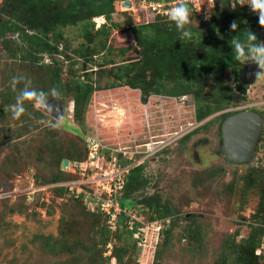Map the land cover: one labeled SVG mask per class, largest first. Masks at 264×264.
<instances>
[{
  "label": "rangeland",
  "instance_id": "374dc122",
  "mask_svg": "<svg viewBox=\"0 0 264 264\" xmlns=\"http://www.w3.org/2000/svg\"><path fill=\"white\" fill-rule=\"evenodd\" d=\"M121 2L115 0L113 3L112 21L121 26L113 29L108 39L107 45L113 48L110 53H100L83 64L84 62L76 59L72 53L82 42L81 27H67L63 30L65 41L59 48L63 51L66 48L67 56L74 57L77 63L72 66L65 53L56 57L61 67L62 81L74 78L79 83L84 85L90 83L93 86L83 126H79L71 118L69 101L66 104L62 101L66 113L65 120L57 122L44 114L42 118L32 120L34 124L30 131L26 127V119L14 120L11 105L7 109H0V187L5 188L9 181L3 173L4 169L10 176L15 174L10 160L14 161L17 157H21L20 171L32 168L35 175L43 178L54 171L35 161L36 151L40 148V143L48 139V127H53L52 125H55L53 130L57 131V137L64 138L65 141L73 139L74 134L81 139L78 140L81 144L94 127L97 128L95 131L109 138L110 143H121V146H128L133 141L145 142L151 135L156 141H165L171 138L169 132H174L181 126L183 132H177L182 134L186 130L190 131L181 138L170 141L168 146L142 164L143 172L150 180L145 189L146 193L157 192L177 210L174 213L175 227L170 243L162 251L157 264H215L220 258L224 240L228 235L237 233L235 241L238 243L248 237L251 225L255 227L263 225L261 220L254 219L259 203L258 188L256 184L248 187L243 178L247 170L255 168L256 163L260 161V156L264 153V141L260 142L249 163L234 164L224 161L212 148L213 135H209L210 127L206 124L212 115L203 118L199 122L200 126H186L194 120L197 108V102L192 101L189 95L184 101H174L165 105L158 96H152L150 103L144 102L141 100L140 90L127 85L104 88L106 83L117 81L108 74V70L126 64L125 60L134 61L137 55L132 48L125 54L120 53V49L135 47L132 34L122 25L126 16H130L135 24L140 22L135 15V7H122ZM248 15L253 19L254 12L250 8ZM190 20H195L198 25L193 16ZM102 21H105L104 17L102 20L99 19L97 24H101ZM254 31L259 35L261 42H264V27H261L258 21L255 22ZM7 37L17 44L16 36ZM104 54L106 59L111 60V64L102 62L101 57ZM45 58L48 56L43 57L41 63L50 61L46 62ZM97 63H102V66L98 67ZM12 64L11 59L0 48V104L5 100L3 94L12 88L13 77H24V71L16 69ZM226 73L224 79L228 81L229 71ZM85 74L89 75L88 81ZM23 80H18L17 84ZM247 95L250 101L259 100L264 96V77L248 87ZM234 105L236 107L237 104ZM115 107L122 111L124 117L119 128L107 123L108 120H103L107 119L103 116L116 112L113 110ZM33 108L39 111L34 103ZM188 136L189 138L183 142L182 140ZM204 138L210 142L200 144L195 149L193 143ZM18 149L20 154L17 152ZM60 171L63 172L61 169ZM63 173L69 177L68 173ZM12 180L8 183V189L11 188ZM39 181L43 185L58 182L45 183L40 179ZM21 198L24 206L19 202ZM10 202L12 203H8L7 206H11L13 211L9 212L7 207L0 209V264H117L115 259H106L111 256V251L104 250L99 258L98 253L101 250L99 245L97 250L91 253L86 249L74 248L71 253L61 249L64 243L68 247L74 246L75 241H80L85 246L91 245L92 234L88 232L90 222L82 208L72 203L64 193H58L57 188L41 191L36 201L31 203L25 200L24 194L17 195ZM133 209L138 210L136 207ZM140 216L149 215L142 212ZM198 228L201 231V243L191 239V233ZM144 260L148 264H153L154 254L147 259L138 254L137 264Z\"/></svg>",
  "mask_w": 264,
  "mask_h": 264
},
{
  "label": "trees",
  "instance_id": "16d2710c",
  "mask_svg": "<svg viewBox=\"0 0 264 264\" xmlns=\"http://www.w3.org/2000/svg\"><path fill=\"white\" fill-rule=\"evenodd\" d=\"M114 1L2 0L0 3V48L5 51L16 69L24 71V80L19 81L15 89L12 87L3 94L5 100L0 104V109L4 110L13 105L20 90L30 80V87L37 90L48 92L52 87L58 88L63 103L66 104L68 101L70 103L71 118L79 126H83L84 114L93 86L90 83L86 85L79 83L74 78L63 82L60 77L61 67L56 57L66 54V48L64 51L59 48V45L65 41L63 30L75 26L81 27L82 36V42L72 51L76 59L82 60L85 64L100 53H110L113 48L107 45L108 39L112 30L121 26L112 21ZM248 9V6L242 5L241 0H234L233 3L223 0L216 3L214 9L210 10L209 21L198 22L197 29L193 27L194 35L191 40L182 39L170 21L150 16L147 23L135 24L130 16H126L122 25L132 34L135 47L120 49V53L125 54L132 48L137 53L136 59L131 62V59L125 60L126 64L116 69H109L108 74L117 81L106 83L105 87L125 84L131 88L140 89L144 97L150 93L166 95L192 93L196 96H203L204 90L209 89L210 98L206 103H200V98V101L197 100L198 120L225 108L231 103L233 89L224 79L225 70L229 69L236 78L237 69L240 67V64L232 58L230 40L237 33L230 30L231 22L239 23L238 32L247 29L256 35L258 42H261L259 35L254 31L258 14L254 13L253 19H250ZM95 17H104L105 22L96 24L92 21ZM242 21L244 23H240ZM201 27L202 30H200ZM7 36H16L17 44L15 45L13 40ZM45 56L49 57L48 63L51 64L41 63ZM65 57L72 66L77 63L74 57H69L67 54ZM106 58L105 54L102 55V62L111 64V60ZM97 64L98 67L102 66V63ZM70 71L73 72L72 69ZM85 76L88 81L89 75L85 74ZM237 85L236 89L241 91L243 87L239 83ZM23 103L25 113L14 120L26 119V127L30 131L34 124L32 120L37 117L42 118L44 114L33 108L34 101L25 100ZM260 114L264 117L263 111ZM226 116L223 115L222 119ZM53 128L48 127L49 137L40 143L35 157L37 163L48 167L46 169H54L44 178L36 175L37 179L45 183L67 178V175L59 169L63 159L74 162L83 160L85 157V144L83 141L79 143L81 140L79 137L73 134V139L65 141L64 138L57 137V131ZM188 138L189 136L182 141ZM262 141H264V135L259 139V143ZM17 152L20 154L19 149ZM20 159L21 157H17L14 161L10 160L14 167L13 176H10L5 169L3 170L9 181L16 174L24 171H20ZM243 179L245 185H249L248 187L256 184L258 188L259 203L254 219L261 220L263 225L257 227L251 225L248 237L238 243L235 241L237 233L228 235L224 240L220 258L215 261V264H264V255H255L264 226V165L248 169ZM8 183L5 188L9 187ZM149 183V176L144 174L142 165L132 169L120 199V206L122 210L136 207L141 213H148L149 217H151L150 214H155L157 218L169 217V223L162 230L160 245L154 253L153 264H157L162 251L170 243L175 227L174 213L177 210L167 199H162L157 192L147 194L145 189ZM57 191L60 194L63 193L62 189H57ZM19 202L24 206L23 198ZM71 202L79 205L89 219L88 232L92 234V244L85 246L80 241H75L74 246L68 247L64 243L61 249L68 253H71L74 248L86 249L91 253L97 250L99 245L101 250L98 256L101 258L106 245L111 243V256L106 259H115L117 264H137L139 252L132 239L131 231L124 225L123 214L120 216L119 225L115 230H111L103 215L87 211L79 201ZM8 203L12 202L6 200L0 202V209L7 207L9 212L13 211L11 206H7ZM200 232L199 228L195 229L191 233V239L201 243Z\"/></svg>",
  "mask_w": 264,
  "mask_h": 264
},
{
  "label": "built area",
  "instance_id": "2783aa9c",
  "mask_svg": "<svg viewBox=\"0 0 264 264\" xmlns=\"http://www.w3.org/2000/svg\"><path fill=\"white\" fill-rule=\"evenodd\" d=\"M129 1L131 2V7H135L136 9L135 15L139 18V24L147 23L150 16H156L162 20L170 21V9L181 2V0ZM222 1L223 0H183V2L189 6L193 17L200 23L208 22L210 19V10L216 6V3ZM229 2L233 3L234 0H229ZM245 6L247 5L245 4ZM99 19L102 20L103 17H95L93 18V22L97 24ZM104 22L105 21H102L101 24ZM47 60H50L49 57L45 58L46 62H48ZM119 86L121 85H113L104 88L110 89ZM152 96L160 97L162 101L165 102V105L174 101H184L188 98V95H166L156 93H150L144 97L140 90V97L144 102L150 103ZM236 104V107L235 105H231L221 111V113L227 114L241 110H259L260 112H264V96L260 97L259 100L250 101L248 95L246 96L245 93V101L243 100ZM123 118L122 114L121 118L118 119L116 123L118 126H112L119 128ZM107 119L109 118L107 117ZM201 121L202 119L198 120L197 116H195L192 123H188L186 126L190 127L193 125V127H197L201 125L199 124ZM179 122L181 121L179 120ZM91 129V134L86 135L84 139V159L74 162L69 160L68 169L63 171L68 173L69 177L67 179L60 180L57 183L43 185V183L36 178L33 169L28 168L23 173H18L14 176L11 181L10 189L0 187V202L7 199L13 201L17 195L24 194L25 200L31 203L36 201L39 193L45 191L47 188L62 189L64 195L71 201H79L87 211L103 215L111 230L116 229V226L119 225L120 216L123 214L124 225L131 231L132 239L136 244L140 257L143 258L145 256L146 259L153 257L159 244L162 230L165 225L169 223V217L157 218L155 214H150L151 217H142L140 216L141 212L137 209L122 210L120 199L132 169L150 160L162 148L168 146L170 141H173L175 138H181L190 130H186L181 134L177 132H183L181 126H179L178 130L169 132L171 138L165 139V141H156L155 137L151 135L145 142L140 141L135 143L137 141H133V143L128 146H121V143H110L108 141L109 138L104 137L105 135H103V133L95 131L97 128L94 129L93 127ZM178 134L181 135L178 136ZM259 160V163L264 165V162H262L264 161V153L261 154ZM111 249L112 244L108 243L105 251L110 252ZM255 255H264V226L260 243L255 250Z\"/></svg>",
  "mask_w": 264,
  "mask_h": 264
},
{
  "label": "clouds",
  "instance_id": "9594fccd",
  "mask_svg": "<svg viewBox=\"0 0 264 264\" xmlns=\"http://www.w3.org/2000/svg\"><path fill=\"white\" fill-rule=\"evenodd\" d=\"M245 4L251 9L252 12L258 14L259 25L261 27H264V0H242V5ZM192 16L193 15L189 9V6L184 3L183 0H181L179 4H177L169 11V20L172 24H174L182 39L191 40L194 35V32L192 30L193 27L197 29V22L195 20L190 21V17ZM240 23L244 22L242 21ZM229 27L232 32L237 33V35L230 40V46L232 48V58L240 65L248 62L256 64L260 69V71L256 73V78L264 77V42H258L256 35L247 29L238 32L237 30L239 28V23L237 21H232ZM241 34H243V38H241ZM20 79L24 78L13 77V89H15L16 84ZM30 85L31 81L28 80L25 83L24 88L21 89L19 94L16 96L15 103L11 105L13 118H19L23 113H25V107L23 103L25 100L34 101V104L37 108L45 109L51 112L53 111V107L52 104L49 103V97L58 98L61 95L60 90L56 87H52L48 92H45L43 90L32 88L30 87ZM232 113H222V115H229ZM52 126L55 127V125Z\"/></svg>",
  "mask_w": 264,
  "mask_h": 264
},
{
  "label": "water",
  "instance_id": "95a60500",
  "mask_svg": "<svg viewBox=\"0 0 264 264\" xmlns=\"http://www.w3.org/2000/svg\"><path fill=\"white\" fill-rule=\"evenodd\" d=\"M122 7L130 8L131 2L123 0ZM260 69L254 63L248 62L243 64L238 70V80L241 86L248 87L253 85L259 78L256 73ZM189 98L194 99V95L190 94ZM53 111L49 112L45 109L37 108L43 114L51 117L57 122L65 120L66 113L60 97L49 98ZM240 93L234 91L231 96V103L241 102ZM264 118L254 110H241L227 115L221 124L223 154L228 162L234 164L249 163L254 155V146L262 132ZM69 160L63 159L60 163V169L66 171L68 169Z\"/></svg>",
  "mask_w": 264,
  "mask_h": 264
},
{
  "label": "flooded vegetation",
  "instance_id": "af4514ba",
  "mask_svg": "<svg viewBox=\"0 0 264 264\" xmlns=\"http://www.w3.org/2000/svg\"><path fill=\"white\" fill-rule=\"evenodd\" d=\"M242 65H240V67H241ZM239 67V68H240ZM229 71V79H228V81H226L228 84H230V86H232V91H231V96H232V93L234 92V91H236V92H238V93H240V95H241V99H242V101L243 100H245V93H246V91H247V89H248V87H243L242 89H241V91H239V90H237L236 89V87L238 86L237 85V83H239V80H238V75H237V77L236 78H234V76H233V74H232V72L229 70V69H226L225 70V73H224V78H225V75L227 74L226 73V71ZM238 70V69H237ZM240 84V83H239ZM207 90H209V89H205L204 90V92H203V96H201V95H195V94H193L194 95V99L192 100V101H195V102H197V100H199V98L201 99V101H200V103H202V104H204V103H206L207 102V100L210 98V95H209V92L207 91ZM244 90V91H243ZM192 94V93H191ZM184 95H187V94H184ZM190 95V94H189ZM202 97V98H201ZM230 104H232V103H230ZM230 105H228V106H226L225 108H223V109H220L219 111H217V112H215V113H213L212 114V117L206 122V124L210 127V132H209V135H213L212 136V138H211V141H212V145H213V149H215V151H216V153L218 154V155H221V157L223 158V160L224 161H226V159H225V156H224V154H223V152H222V150H223V144H222V133H221V124H222V121L224 120V119H222V113H220V111H223L224 109H226L227 107H229ZM263 135H264V128H262V132H261V134H260V136H259V138H258V141L256 142V144H255V146H254V155H255V153H256V150H257V147H259V145H260V143H259V139L261 138V137H263ZM210 142V140L209 139H207V138H204L203 140H201V141H199V142H195V143H193V147L196 149V146H199L200 144L201 145H205V144H208ZM259 165H261L259 162H257L256 163V165H255V168H257V167H259Z\"/></svg>",
  "mask_w": 264,
  "mask_h": 264
},
{
  "label": "bare ground",
  "instance_id": "6f19581e",
  "mask_svg": "<svg viewBox=\"0 0 264 264\" xmlns=\"http://www.w3.org/2000/svg\"><path fill=\"white\" fill-rule=\"evenodd\" d=\"M113 110L116 112L111 113L110 116H103V118H107V117L109 118V119H103V120H109L107 123L112 124V125L117 127L118 124H116V123H117L118 119L121 118L123 113L120 109H118L116 107L113 108ZM144 261H142L140 264H148V262H146V261L144 262Z\"/></svg>",
  "mask_w": 264,
  "mask_h": 264
}]
</instances>
